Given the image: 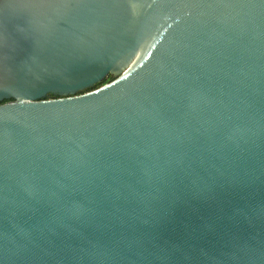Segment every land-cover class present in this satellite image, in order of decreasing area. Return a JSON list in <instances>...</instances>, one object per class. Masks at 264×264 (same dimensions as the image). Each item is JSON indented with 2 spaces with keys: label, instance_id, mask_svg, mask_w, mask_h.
<instances>
[{
  "label": "water",
  "instance_id": "water-1",
  "mask_svg": "<svg viewBox=\"0 0 264 264\" xmlns=\"http://www.w3.org/2000/svg\"><path fill=\"white\" fill-rule=\"evenodd\" d=\"M0 264H264V0H0Z\"/></svg>",
  "mask_w": 264,
  "mask_h": 264
},
{
  "label": "trees",
  "instance_id": "trees-1",
  "mask_svg": "<svg viewBox=\"0 0 264 264\" xmlns=\"http://www.w3.org/2000/svg\"><path fill=\"white\" fill-rule=\"evenodd\" d=\"M114 78H115V76H114L113 74H109V75H108L103 81H101V82L95 84V85L93 86V88H97V87H99V86H101V85H103V84H105V83H107V82H109V81H112V80H114ZM93 88L84 89V90L80 91L79 93H82V92L88 91V90L93 89ZM49 97H55V95H53V94H48V95L46 96V98H49ZM5 101H6V100H4L3 102H5Z\"/></svg>",
  "mask_w": 264,
  "mask_h": 264
},
{
  "label": "bare ground",
  "instance_id": "bare-ground-1",
  "mask_svg": "<svg viewBox=\"0 0 264 264\" xmlns=\"http://www.w3.org/2000/svg\"><path fill=\"white\" fill-rule=\"evenodd\" d=\"M145 51H146L145 47L139 49V51L137 52V55H136L135 59L132 61L131 65H134L144 55Z\"/></svg>",
  "mask_w": 264,
  "mask_h": 264
}]
</instances>
